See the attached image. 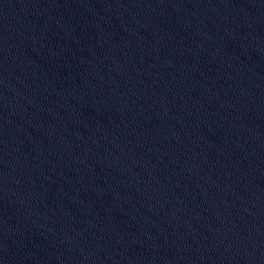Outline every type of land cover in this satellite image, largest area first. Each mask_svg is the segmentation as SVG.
Listing matches in <instances>:
<instances>
[{
    "label": "water",
    "instance_id": "obj_1",
    "mask_svg": "<svg viewBox=\"0 0 264 264\" xmlns=\"http://www.w3.org/2000/svg\"><path fill=\"white\" fill-rule=\"evenodd\" d=\"M0 264H264V0H0Z\"/></svg>",
    "mask_w": 264,
    "mask_h": 264
}]
</instances>
